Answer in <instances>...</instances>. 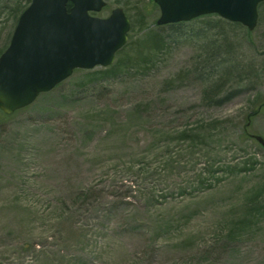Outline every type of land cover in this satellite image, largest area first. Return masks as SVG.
I'll use <instances>...</instances> for the list:
<instances>
[{
	"label": "rangeland",
	"instance_id": "374dc122",
	"mask_svg": "<svg viewBox=\"0 0 264 264\" xmlns=\"http://www.w3.org/2000/svg\"><path fill=\"white\" fill-rule=\"evenodd\" d=\"M104 2L130 22L113 65L0 115V264H264V5L227 57ZM26 4L0 0V54Z\"/></svg>",
	"mask_w": 264,
	"mask_h": 264
},
{
	"label": "water",
	"instance_id": "95a60500",
	"mask_svg": "<svg viewBox=\"0 0 264 264\" xmlns=\"http://www.w3.org/2000/svg\"><path fill=\"white\" fill-rule=\"evenodd\" d=\"M157 26L217 15L253 31L264 0H153ZM70 3V8L67 4ZM103 0H31L20 14L9 46L0 55V111L10 116L51 91L75 69L107 67L127 42L129 21L120 8L107 18ZM263 148L264 139L253 136Z\"/></svg>",
	"mask_w": 264,
	"mask_h": 264
},
{
	"label": "trees",
	"instance_id": "16d2710c",
	"mask_svg": "<svg viewBox=\"0 0 264 264\" xmlns=\"http://www.w3.org/2000/svg\"><path fill=\"white\" fill-rule=\"evenodd\" d=\"M29 3L30 0H27L26 6ZM262 5H264V3L260 4L259 7ZM211 17H213V15L203 16L188 23H177L162 27L155 25V28L157 30H166L168 32V36L173 39H179L186 35L188 38L193 39L196 43H198V45L203 47L206 52L211 51L210 54H212L214 52L220 53L222 50L227 57H229L233 54L232 50H230L233 41V37L231 36V33H233L232 30L233 28L237 29L236 27L240 25L221 22L217 25L210 24L208 20ZM184 31L188 32L185 33ZM150 43L153 47L159 46V40L157 38L151 39ZM238 94L239 92L234 93V95ZM256 109L257 111H264V99L259 103ZM0 115L2 114L0 113Z\"/></svg>",
	"mask_w": 264,
	"mask_h": 264
}]
</instances>
